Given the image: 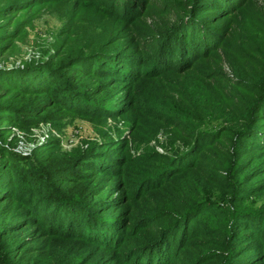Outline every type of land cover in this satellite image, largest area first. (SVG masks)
I'll return each mask as SVG.
<instances>
[{
    "label": "trees",
    "instance_id": "1",
    "mask_svg": "<svg viewBox=\"0 0 264 264\" xmlns=\"http://www.w3.org/2000/svg\"><path fill=\"white\" fill-rule=\"evenodd\" d=\"M144 1L13 0L4 9L5 14L34 10V16L36 8L48 6L62 20L56 54L46 63L50 72L74 68L76 76L134 81L130 69L121 75L114 70L138 66L137 58L122 48L110 49L130 38L144 44L142 61L149 71L143 76L159 81L155 121L171 128V156L143 159L148 162L145 181L121 193L118 204L129 209L118 220L83 228L102 231L103 246L113 249L116 264H264V217L242 209L248 196L244 198L234 177L264 149V0H174V22L168 18L154 27L139 13ZM28 22L0 38V56L23 40ZM52 78L60 86V78ZM0 102L2 112H14L13 106ZM176 142L185 147L184 153L177 154ZM200 142L198 152L177 166ZM5 153H0L2 162L8 161ZM5 168L7 177L0 183V264H65L54 262L52 250L77 236L67 227L68 213L52 209L66 201L41 203L38 184L32 182L36 189L26 192L27 185L18 179L21 188L16 189L11 185L14 169ZM141 200L149 206L133 208ZM16 205L25 211L17 221L6 222ZM32 221L36 237H19ZM39 239L44 249L36 245ZM184 249L190 253H178L174 259L175 251ZM63 253L66 250L58 251Z\"/></svg>",
    "mask_w": 264,
    "mask_h": 264
},
{
    "label": "rangeland",
    "instance_id": "2",
    "mask_svg": "<svg viewBox=\"0 0 264 264\" xmlns=\"http://www.w3.org/2000/svg\"><path fill=\"white\" fill-rule=\"evenodd\" d=\"M12 1L0 0V38L15 34L19 23L21 27L29 22L22 31L23 40L15 42L7 54L0 56L3 80L0 99L14 108L11 113L2 112L3 108H0V115H4L0 116V153L6 152L3 158L8 160H0V183L7 177L6 166L14 169L11 185L16 189L21 188L16 184L18 179L27 185L26 192H34L36 183L41 188V203L66 201L55 204L52 211L68 213L67 227L77 237L63 242L66 246L59 245L52 250L54 262L116 264L113 249L103 246L102 231L83 228V225L108 223V218L118 220V216L129 209L128 204L119 206L121 193L129 188H139L145 181L148 162L143 159L150 155L171 156V128L155 121L159 117L154 104L160 93L159 81L143 76L149 71L142 61L141 46L144 44L130 38L118 40L110 49L122 48L132 58H137L138 66L125 67L118 63L119 68L114 70V75H121L122 71L130 69L137 78L134 81L118 82V76L113 79L86 77L85 74L76 76L74 68L70 72H50L46 63L56 54L62 20L48 6L36 8L39 12L34 16V10L27 13L7 11L5 14V7ZM173 1L145 0L139 13L146 24L153 27L168 18L172 23L175 12L170 5ZM119 70L120 73H116ZM224 72L230 76L227 68ZM52 77L60 78V86ZM175 145L179 147L177 154L186 151L179 142ZM201 145L202 142L197 143L191 153L178 159L176 165L181 167L187 163ZM88 155L91 158L82 160ZM5 162L7 164L3 165ZM245 167L246 170H240L234 176L244 198L248 196L241 204L242 209L248 214L264 217V149ZM118 173L119 176H115ZM142 192H147V186L142 187ZM148 193L156 195L154 191ZM142 201L134 203L133 208L149 206L147 200L144 204ZM24 211L16 205L6 222L17 221ZM32 223L29 222L27 230L20 232L19 237H36L37 225ZM16 237L10 238V242ZM52 242L58 241L53 239ZM43 243L44 240L39 239L36 245ZM29 247L33 250L32 244ZM41 247L44 249L46 245ZM64 250L67 254H58ZM178 251H175L174 259L178 253H190L189 249Z\"/></svg>",
    "mask_w": 264,
    "mask_h": 264
}]
</instances>
